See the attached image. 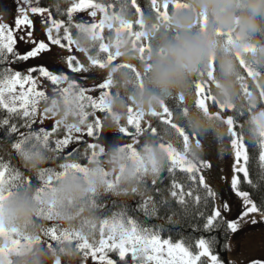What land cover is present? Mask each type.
<instances>
[{"label":"snow or ice","instance_id":"1","mask_svg":"<svg viewBox=\"0 0 264 264\" xmlns=\"http://www.w3.org/2000/svg\"><path fill=\"white\" fill-rule=\"evenodd\" d=\"M185 6V0H122L119 11H116L115 4L106 5L97 0H72L65 11L60 13L66 19H57L50 8L39 4V0H36L35 6L33 0H19L13 22L0 23V62L5 65L0 72V108L10 116L20 117L24 121L18 125L12 123L8 116L0 119V128L5 129L10 145L8 158L0 156V239L3 240L0 245V264H13L14 256L33 246L51 250L64 245L74 251L75 260L79 264H122L129 253L133 264H203L202 258H206L207 264H225L219 254L212 250L217 243L215 238L201 236L195 241L193 251V246L185 241L173 242L171 238H162L160 229L142 225L123 210L104 217L98 224L84 221V225L90 226L88 232L83 230L84 225L80 229H58L51 226L42 228L32 238L15 226H7L3 219L4 205L23 188L32 187V178L22 176L19 168L13 166L16 157H20L24 167H29V161L35 158H42L43 163H47L50 157L46 153H55L58 157L71 160L79 151L76 147L67 151L73 144H86L84 151L88 164L96 167L90 168L78 162L61 163L59 170L37 167L36 180L40 186L35 189L34 199L38 220L71 221L84 211V204L81 203L76 207L74 215H64L55 200L49 198L55 191V186L67 177L78 178L84 182L88 193L86 203L90 209H106V204L98 199L100 193L97 183L103 186L105 193L114 192L127 171V165L121 163L119 174L114 179L108 178L110 173L100 166V157L106 154L107 147L113 157L110 162L131 159L130 176L135 186L117 194H139L141 202L138 210L147 218L159 215L158 202L147 191L148 180L150 178L154 192L159 195L160 175L167 165V171L173 176L177 169L187 173L189 185L186 188L183 182L173 178L163 203L167 205L170 197L177 206L187 209L189 201H193L196 205L194 216L205 220L204 231L211 232L217 221L226 223L227 231L232 234L246 224L264 222V197L258 204L253 199L252 192L241 187L240 174H243L244 183L259 190V185L253 183L248 168L249 141L245 135V126L233 115H226L228 111L235 110L234 99L222 100L213 90V86L214 89L218 87L214 57H210L209 63L202 69L199 61L193 59L189 70L190 78L172 96L171 105L161 98L158 102L159 110L150 108L146 112L126 106L127 126L121 125L120 115L112 111L113 103L119 100V94L111 92L115 87L113 73L127 69L133 74L136 87L143 90L144 79L150 67L148 61L159 54L148 39L149 34L159 35L160 29L167 27L173 11L183 10ZM78 12H86L91 18H97L98 13H101L102 17L98 22H76L74 13ZM4 14L6 13L0 12V19ZM36 18H42V37L35 34ZM199 23L197 19L194 28ZM105 28L114 31L115 38L103 36ZM217 35L225 36L226 42L231 43L230 33L218 32ZM21 45L24 47L21 48ZM129 45L127 52L121 50ZM248 51V46H245L243 51L236 52L240 69L236 80L250 111L258 102H264V81L259 78L264 66L254 67L249 63ZM76 53H82L83 58ZM125 55L135 58L137 63L117 62L119 57ZM33 60L43 62L28 64ZM19 62H24L26 66L13 67ZM141 66L144 67L143 74L140 71ZM249 78L258 89V98H254L249 90ZM49 86L50 94L42 90ZM186 88L194 91V100L185 95ZM97 91L99 95H93ZM41 101L46 105L42 111L38 108ZM208 101L217 106L219 111H212ZM61 105L63 115L60 114ZM189 109H195L212 121V124L201 132L189 133L180 115H187ZM99 113L106 115L101 117ZM240 114H244L243 110ZM69 116L74 122H68ZM147 116L157 117L161 123L174 129L182 138V150H178L171 143H146L145 156H141L132 144L106 146L101 141L103 122L109 118L116 125L121 138L132 136L133 141L138 143L137 138L142 135L148 136L150 140L157 137L158 128L146 119ZM259 116V119L255 116L252 118L251 122L255 125L252 135L257 138L255 142L259 146L258 158L264 166V111ZM90 117L94 119L90 121ZM45 119H54L50 129L40 127L38 131H31L37 120L43 124ZM128 126L134 127L135 132H130ZM21 127L30 131L22 132ZM218 128H223L224 131H218ZM85 135L93 138L95 142L85 141ZM193 142L200 149L196 155L192 153ZM210 150L227 151L233 156L230 173L221 172L219 178L228 184L235 201L221 199L220 194L205 178V170L214 167L213 160L207 154ZM260 180L264 181V176ZM193 184L196 185L195 188L192 187ZM201 188L205 192L203 198L198 193ZM202 199L205 207L209 200L213 202L211 212L206 217L199 207ZM234 207L238 214L230 220L228 216ZM167 219L171 221L173 216H168ZM192 229L194 232L200 231V226L193 225ZM44 237L48 239L45 240ZM226 248L231 251L230 241ZM109 253H115L118 259H113ZM229 264L238 262L229 261ZM247 264H264V259H249Z\"/></svg>","mask_w":264,"mask_h":264},{"label":"trees","instance_id":"2","mask_svg":"<svg viewBox=\"0 0 264 264\" xmlns=\"http://www.w3.org/2000/svg\"><path fill=\"white\" fill-rule=\"evenodd\" d=\"M72 0H39V4L50 8L53 15L57 18H64L66 16H61L60 13H63L65 9L70 5ZM97 2L104 4H115L116 11H119V4L122 0H97ZM36 0H33V5L35 6ZM233 13L232 23L231 24H223L217 18L213 17L210 13L209 9L206 8L207 14V25L206 28L210 29V42L213 46V57L215 58V76L216 82L220 84L221 79V58L227 56L230 58L231 64L234 65V70L232 71V79L235 83V94L231 100L234 99V103L236 104L235 110H230L226 113V115H233L234 118L243 123L245 126V135L249 141V161L248 168L250 172V177L253 183L259 185V190L252 188L248 184L243 181V174H240L241 179V187L245 190H249L252 192L253 199L260 203L262 197H264V181L260 180V177L264 176V166L261 165L259 161V146L256 143V137H253V128L255 125L251 122L252 118L264 111V102H258L256 107L252 108L249 111L248 104L244 99V95L241 89L240 84L236 80V75L239 72V64L234 50L231 45L226 42V37L223 35H217L218 32L228 33L234 26V17L242 18V15L250 12V9L247 6V0H235L229 6ZM111 12V9H109ZM178 17H184L188 20L189 24L194 21V11L192 9L179 10L177 12ZM242 21V20H241ZM246 42L255 45V46H264V14H256V27L246 29ZM103 36L106 38L112 36L115 38V32L111 31L107 28L103 31ZM85 42V41H82ZM5 65L3 62H0V72L3 71ZM113 81L115 87L111 89L112 94H119V100L113 103L112 108L113 112L120 115L121 123L126 124L127 121V107L132 106L134 109L138 107V100L142 95V90L136 87L135 79L133 74L127 69H121L113 73ZM248 83L250 84L249 90L252 92L254 98H258V89L252 84L251 79H248ZM221 86V84H220ZM122 101V102H121ZM208 105L212 111H219L218 107L213 105L211 101H208ZM153 108H158V103L153 100ZM241 110H243L244 114L241 116ZM8 116L11 119L12 123H17L18 125L23 124L24 121L20 117L10 116L4 109L0 108V119ZM148 120H150L154 127L158 128L159 135L153 139H149L148 136L142 135L138 137V143H135V148L138 153L143 154L145 144H158V143H171L178 150H182V138L178 133L175 132L169 125H165L161 123L159 118L147 116ZM20 131L25 132L26 128L21 127ZM26 133V132H25ZM16 137H12L15 139ZM84 147H78L79 151ZM10 152V145L8 143V138L5 136V129L0 128V156L5 159L8 158ZM47 156L50 157L47 163L41 164L39 167H50L55 170H59L58 166L61 163H65L67 160L61 157H58L55 153H46ZM72 159H74L72 157ZM87 160H81L80 162H86ZM13 166L18 167L22 176L31 177L32 178V187L31 188H23L19 192H23L25 190H31L35 195V189L40 186L39 181L36 180V170L29 167H24L20 157H16L13 161ZM175 178L181 182H183L187 188L189 185L188 174L181 172L179 169L175 171V174H170L167 171V165H165L164 170L160 175V180L158 183V187L161 192L157 195L150 182V178L148 180V188L147 191L152 193L158 202L159 205V215L153 216L151 218L145 217L144 213L138 210V205L141 202V196L139 194L133 195L129 192L128 195L117 194L122 193L124 189H130L135 186V182L132 181L130 176H125L122 178L121 182L117 186V189L114 192L105 193L102 185H98V191L100 195L98 199L106 204V209L102 211H95L90 209L88 204L86 203L87 197L82 202L84 204V211L73 220L69 221L66 219H56L52 221H45L43 219H37L36 212L35 216L32 219L31 223L18 226L21 231L27 234L30 237H36L42 228L55 226L58 229H80L82 225H84V221L96 222L100 221L106 216H110L112 213H118L121 210L126 211L128 215L135 217L140 223L149 228L155 227L160 229L162 238H171L173 242L178 240H183L186 244L193 246L192 250L195 251V241L199 239L201 236L212 239L215 238L217 243L213 246V252L218 253L221 260L225 262V264H229V261H232L228 257V250L226 245L229 242L231 233L227 231V224H221L219 221L216 222V227L211 232H206L203 230V224L205 220L203 218H199L194 216L196 211V205L193 201H189V206L187 209H184L180 206H177L174 201L169 197V203L165 205L163 203L164 198L168 194L169 186L171 185L172 179ZM7 179V177H6ZM19 182V181H17ZM193 188L196 185H192ZM199 195L203 198L205 196L204 190L198 189ZM78 206V205H77ZM75 206L71 208L70 211H66V215H74L77 210ZM200 211L204 212L205 217L210 214L211 208L213 207V202L209 200L207 202V207H205V202L201 201ZM171 209V211L169 210ZM175 213V215H173ZM168 216H173V219L169 221L167 219ZM198 224L200 226V231H193L192 226ZM83 230L87 232L90 230V226L84 225ZM47 240V237H44ZM53 244L55 242H52ZM58 257V261L60 264H79V261L75 260V253L72 249H70L67 245L63 247L58 246L55 249H51ZM114 259H118L115 253H111ZM203 264H207L205 258H202ZM234 262V261H232ZM132 261L128 258L125 259V262L122 264H131Z\"/></svg>","mask_w":264,"mask_h":264},{"label":"rangeland","instance_id":"3","mask_svg":"<svg viewBox=\"0 0 264 264\" xmlns=\"http://www.w3.org/2000/svg\"><path fill=\"white\" fill-rule=\"evenodd\" d=\"M233 1H235V0H230V3L225 4L223 2V0H219V3H220L221 7L229 8V6L231 5V3ZM185 2H186L185 8L186 9H192L194 11V14H195L194 21L191 24H189L190 27H189L188 32H187L188 36L194 38L202 30H204L206 28V25H207V14H205L206 8L198 9L196 4L194 3V0H185ZM18 3H19V0H0V12L6 13L2 16V19H0V23L11 24L13 22V18L16 14L15 10L18 6ZM178 11H173V13L170 16L167 27L161 28L159 35L151 34V33L149 34L148 39L151 41L153 48L158 50L159 52H160V49L163 46V44L180 38V33H178L173 28V24H172L173 20L178 17L177 16ZM100 17H102L101 13H98L97 18L88 17L86 12L74 13V19L76 22H80L81 20H83L84 22H89V21L98 22V19ZM40 19H42V18H36V25L37 26H36V33L35 34L37 37H42L44 34L43 29L40 26ZM197 19H199L200 23H199L198 27L194 28V25L196 24ZM241 22L242 21L240 18L234 17V22H233L234 27L228 31V33L231 34V38H232L231 43H230L232 49L234 50V52L236 54V52L243 51L245 46H248L249 51L247 53V59H248L249 63H251L254 67L255 66H264V56L258 55V51L260 49H264V46L251 45L244 40L245 30L244 31L241 30ZM126 39H130V38H126ZM147 42L148 41H145V43H147ZM23 47L24 46L21 45V48H23ZM129 49H130V45L128 46V48H122L121 50L127 52ZM76 54L78 56H80L81 58H83L82 53H76ZM210 57H213V46H212L211 42H210V47L207 50V52L204 54V56L203 57L197 56L195 59H197L199 61L200 67L202 69L209 63ZM42 62L43 61L33 60V61H29L28 64H38V63H42ZM117 62H119V63H133V64L137 63L135 58H132L128 55L119 57L117 59ZM192 64H193V61H192ZM192 64H191V66H192ZM25 66L26 65L24 64V62H19L16 65H13V67H16V68H23ZM140 71L142 74L144 73V67L143 66H141ZM189 78H190V71H189L186 79L184 80V82ZM259 78H260V80L264 81V71L261 72V75ZM184 82L182 84H184ZM217 84H218V87L216 89H214V86H213V90L216 92V95L220 99H222L220 96L221 86L218 82H217ZM146 85H147V75L145 76V79H144V88L142 90L141 97L146 93V91H150L149 89L146 88ZM181 86L175 92H173V94L171 96H166V97H164V96H151L149 103L143 104V105H141L139 103L137 109L144 110L147 112L148 109L153 108V100L156 103H158L161 98L166 99V101L171 105L173 103L172 96L177 94V92L180 90ZM42 90H46L50 94V86L48 89L42 88ZM93 95L98 96L99 92L97 91ZM185 95L188 96L190 100H194V91L191 92L190 90H188L186 88L185 89ZM45 106H46L45 103L43 101H41L40 104L38 105V108H39V110L42 111ZM112 111H113V108H112ZM60 114L63 115V105H61ZM259 114L255 115V117H257L258 119L260 118ZM99 115L101 117H103L106 115V113H99ZM180 115H181V119L183 120L184 127L186 128V130L189 133L201 132L204 129H206L207 127H209L210 124H212V121H210L209 119H206L202 114H200L195 109H189L187 115H183V114H180ZM58 118L59 117H56V119H58ZM89 119L91 121L92 119H94V117H90ZM146 119H148V118L146 117ZM68 122L69 123L74 122L73 118L71 116L68 117ZM53 123H54V119H45L43 124H41L39 122V120H37V122L32 126L31 131H38L40 127L50 129L52 127ZM103 123H104V128H103V131L101 133V141L103 143H105L106 146L111 145V144H115L116 146H121L122 144L127 143V144H132L133 147L135 148V142L133 141L132 136H123L121 138V134L118 133L116 125L111 121V118H109L108 120H105ZM120 124L127 126V121H126V124H122L120 121ZM128 127H129L130 132H133V133L135 132L134 127H131V126H128ZM217 130L221 131V132L224 131L223 128H218ZM28 131H30V130L28 128H26L25 132L27 133ZM61 132H63V129L61 130ZM84 140L89 141V142H95L93 138L87 137L86 135L84 136ZM82 145H84V147L80 151H78L77 153H75L73 155L74 159L67 160L66 162H68V163L78 162L81 165H86V166H89L90 168H95L96 165H89L88 164V158H87L85 151H84L86 148V144H83V143H81L80 145L73 144L72 146L69 147V149L67 151H71L72 148H74V147H76V148L82 147ZM191 147H192L193 155H196L199 153L200 149L195 144V142L192 143ZM135 150H136V148H135ZM207 154L213 160L214 167L211 170H205L206 180L208 181L209 184L212 185L214 190H216L220 194L221 199H229V200L235 201L236 198L230 193L228 184L224 180L219 178V174L221 172L230 173L231 163H232V159H233L232 154L230 152H227V151H224V152L215 151V152H213L211 150ZM88 155H90V152L88 153ZM140 155L145 156V153L143 152V154H140ZM85 159L87 160L85 163L80 162L81 160H85ZM100 159L102 161L100 166L103 167L105 171L110 173V176L108 177L109 179H114L115 176L117 174H119V167H120L121 163H125L127 165V171H126L124 177L130 176V172L132 169L131 159L123 160V161L122 160H116L115 162H110V161H113V157H112L111 152L109 151V149L107 147H106V154L101 156ZM241 163H243V161H241ZM98 185H101V184L98 182L97 187H98ZM36 208H37V204H36ZM62 213L64 215H66V211L62 212ZM228 218L231 219V214L228 216ZM94 223L98 224L99 221H96ZM263 223L264 222H260V223H257L255 225L252 224L253 229L257 230L256 233H258L261 230L260 227L263 225ZM15 227L20 229L18 226H15ZM88 231H90V230H87V232ZM261 234L262 235H256L255 240H254L255 241V248H257L260 244H261V246H259V249L255 252L256 256L254 254V256H252L250 258H253V257L257 258V257H261L262 255H264V227H262ZM243 235H244V237H246L247 235H249V233L245 232ZM32 238H34V237H32ZM231 239H232V235H231ZM2 244H3V240L0 239V245H2ZM25 252L38 254L42 258V264H60L58 261L59 260L58 257H56V254L52 250H49L47 248H42L39 246H33L31 248L22 250L19 255L14 256L12 258L13 264H17V260L20 257L21 253H25ZM244 252H246V250ZM246 254H247V256L245 258L244 257H238L237 259H232V260H234L235 262H238V264H247V261L250 258H249V254L247 252H246ZM109 255L112 257L111 253H109ZM127 256L132 261L131 254L129 253V254H127ZM260 259H262V258H260ZM131 264H133V261Z\"/></svg>","mask_w":264,"mask_h":264},{"label":"clouds","instance_id":"4","mask_svg":"<svg viewBox=\"0 0 264 264\" xmlns=\"http://www.w3.org/2000/svg\"><path fill=\"white\" fill-rule=\"evenodd\" d=\"M225 4L230 0H223ZM198 9H209L213 17L223 24H231L233 13L231 8L221 7L219 0H194ZM250 12L242 15L241 30L256 27V14H264V0H247ZM173 28L180 33V38L163 44L158 55L149 60L146 88L150 91L139 98L141 105L150 102L151 96H171L186 79L192 61L197 56L203 57L210 47V29L205 28L194 38L187 35L190 27L184 17H177L172 22ZM264 56V49L258 51ZM220 96L223 100H231L235 94V83L232 79L234 65L230 58H221ZM43 163L42 158L29 161L30 167L36 169ZM87 188L80 179L67 177L55 186V191L49 198L54 199L62 211L81 204L87 197ZM31 190L17 193L6 202L3 209L4 223L9 226H21L32 222L36 212V201ZM17 264H42V258L36 253H21Z\"/></svg>","mask_w":264,"mask_h":264},{"label":"crops","instance_id":"5","mask_svg":"<svg viewBox=\"0 0 264 264\" xmlns=\"http://www.w3.org/2000/svg\"><path fill=\"white\" fill-rule=\"evenodd\" d=\"M237 214H238V210L234 207L233 212L231 213V219H234L237 216ZM262 227H264V223L260 227L261 230L258 233H256L257 230H254L252 224L249 223L244 225L237 233L232 234V239H230L231 251L228 250L227 252L229 254L230 259H237L238 257L245 258L247 256L246 252L249 254V258L254 256L255 252L259 249V246H261L260 244L257 248H255V241H254L255 236L262 235L261 234ZM245 232L249 233V235H247L246 237H244L243 235ZM245 250L246 252H244ZM260 258L264 259V255L257 258L253 257L250 259H260Z\"/></svg>","mask_w":264,"mask_h":264},{"label":"bare ground","instance_id":"6","mask_svg":"<svg viewBox=\"0 0 264 264\" xmlns=\"http://www.w3.org/2000/svg\"><path fill=\"white\" fill-rule=\"evenodd\" d=\"M231 4H232V3H231ZM233 27H234V26H233ZM245 32H246V29H245ZM245 32H244V33H245ZM245 39H246V33H245V38H244V40H245ZM245 41H246V40H245Z\"/></svg>","mask_w":264,"mask_h":264}]
</instances>
